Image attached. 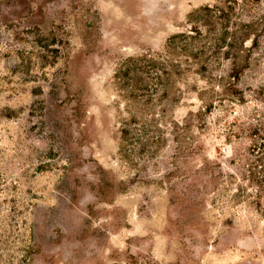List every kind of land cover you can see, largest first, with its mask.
<instances>
[{"label":"rangeland","instance_id":"374dc122","mask_svg":"<svg viewBox=\"0 0 264 264\" xmlns=\"http://www.w3.org/2000/svg\"><path fill=\"white\" fill-rule=\"evenodd\" d=\"M0 264H264V0H0Z\"/></svg>","mask_w":264,"mask_h":264}]
</instances>
